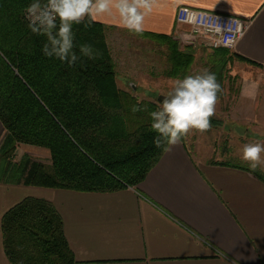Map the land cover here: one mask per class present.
<instances>
[{
	"label": "trees",
	"instance_id": "obj_1",
	"mask_svg": "<svg viewBox=\"0 0 264 264\" xmlns=\"http://www.w3.org/2000/svg\"><path fill=\"white\" fill-rule=\"evenodd\" d=\"M32 0H0V181L81 193H115L136 188L166 151L154 145L150 113L159 102L140 101L118 87L114 60L106 41L107 26L74 25L75 43L90 44L102 54L81 56L69 67L43 52L46 37L28 27L25 9ZM144 37L169 51L168 78L191 74L195 49H181L166 35ZM77 55L79 50L77 48ZM230 59L263 68L227 49H217L206 69L224 89ZM223 97V92L218 94ZM137 105L144 110L133 112ZM221 122L211 118V126ZM184 140V137L181 141ZM20 144L46 149L50 165L28 155L13 162ZM235 165L264 182V173ZM3 247L10 264H77L65 234L64 220L50 201L29 197L2 219Z\"/></svg>",
	"mask_w": 264,
	"mask_h": 264
},
{
	"label": "crops",
	"instance_id": "obj_2",
	"mask_svg": "<svg viewBox=\"0 0 264 264\" xmlns=\"http://www.w3.org/2000/svg\"><path fill=\"white\" fill-rule=\"evenodd\" d=\"M181 7L248 20L230 52L264 67V0H158L144 33L190 38L196 49L191 28L177 23ZM96 22L108 27L111 52L120 34L134 35L115 15ZM220 163L203 158L185 136L136 188L81 193L0 181V264H10L3 216L29 197L54 204L77 264H264V182Z\"/></svg>",
	"mask_w": 264,
	"mask_h": 264
},
{
	"label": "clouds",
	"instance_id": "obj_3",
	"mask_svg": "<svg viewBox=\"0 0 264 264\" xmlns=\"http://www.w3.org/2000/svg\"><path fill=\"white\" fill-rule=\"evenodd\" d=\"M157 3L158 0H32L25 12L31 32L46 37L43 54L71 67L81 56L95 60L102 55L90 44L75 43L74 25L83 24L87 29L98 17L115 15L120 27L135 35H143L145 19ZM232 23L230 21L229 25ZM225 28L232 30L230 26ZM221 92L215 73L207 69L175 79L157 110L150 113L151 130L157 134L154 145L168 152L190 131H209ZM131 110L144 109L134 105ZM262 154L264 143H246L241 149V160L252 171L264 172Z\"/></svg>",
	"mask_w": 264,
	"mask_h": 264
},
{
	"label": "rangeland",
	"instance_id": "obj_4",
	"mask_svg": "<svg viewBox=\"0 0 264 264\" xmlns=\"http://www.w3.org/2000/svg\"><path fill=\"white\" fill-rule=\"evenodd\" d=\"M24 16L26 19V12ZM176 40L181 49L189 46L190 38ZM197 41L196 62L191 74L206 69L205 65L215 51L202 45L201 40ZM115 44L110 53L114 60L118 87L131 92L140 101L157 102L158 97L165 96L175 80L165 76L170 68L168 48L143 35L125 33L120 34V40H116ZM119 45L122 46L118 48ZM108 48L110 50L109 45ZM130 82L137 86L136 92L129 87ZM222 92L223 97L218 99L212 117L220 121L221 125L211 126L204 133L190 131L187 135L189 142L195 144L203 158L247 166L241 160L243 145L264 143V69L230 59ZM4 137L5 130L0 123V146ZM25 155L46 166L50 165L48 150L24 144L17 147L13 162L20 163Z\"/></svg>",
	"mask_w": 264,
	"mask_h": 264
},
{
	"label": "built area",
	"instance_id": "obj_5",
	"mask_svg": "<svg viewBox=\"0 0 264 264\" xmlns=\"http://www.w3.org/2000/svg\"><path fill=\"white\" fill-rule=\"evenodd\" d=\"M230 21L233 22L231 25ZM177 23L190 27L196 39L194 42L201 40L204 46L212 50H233L250 25L248 20L242 18L189 7L178 9ZM225 26H230L232 30H226Z\"/></svg>",
	"mask_w": 264,
	"mask_h": 264
},
{
	"label": "water",
	"instance_id": "obj_6",
	"mask_svg": "<svg viewBox=\"0 0 264 264\" xmlns=\"http://www.w3.org/2000/svg\"><path fill=\"white\" fill-rule=\"evenodd\" d=\"M134 89H136V88L134 87ZM163 99H164V96L161 95L160 97H158V102L160 103L161 101H163Z\"/></svg>",
	"mask_w": 264,
	"mask_h": 264
}]
</instances>
